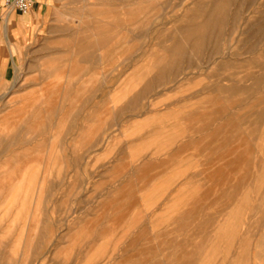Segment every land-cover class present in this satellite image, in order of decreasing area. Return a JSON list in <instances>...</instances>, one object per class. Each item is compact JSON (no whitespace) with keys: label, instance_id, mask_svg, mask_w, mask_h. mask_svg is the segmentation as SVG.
<instances>
[{"label":"rangeland","instance_id":"1","mask_svg":"<svg viewBox=\"0 0 264 264\" xmlns=\"http://www.w3.org/2000/svg\"><path fill=\"white\" fill-rule=\"evenodd\" d=\"M46 17L0 67V264H264V0Z\"/></svg>","mask_w":264,"mask_h":264},{"label":"crops","instance_id":"2","mask_svg":"<svg viewBox=\"0 0 264 264\" xmlns=\"http://www.w3.org/2000/svg\"><path fill=\"white\" fill-rule=\"evenodd\" d=\"M52 0H34L31 8L20 13L0 0V67L14 60L17 52L47 28L46 15Z\"/></svg>","mask_w":264,"mask_h":264},{"label":"bare ground","instance_id":"3","mask_svg":"<svg viewBox=\"0 0 264 264\" xmlns=\"http://www.w3.org/2000/svg\"><path fill=\"white\" fill-rule=\"evenodd\" d=\"M150 3H151V2H150ZM215 19H216V18H215ZM185 28H186V27H185ZM180 32H181V31H180ZM91 34H92V33H91ZM208 38H209V37H208ZM137 48H138V47H137ZM121 50H122V49H121ZM106 53H107V52H106ZM166 53H167V52H166ZM131 56H132V55H131ZM217 67H218V66H217ZM167 71H168V70H167ZM175 71H176V70H175ZM18 81H19V80H18ZM149 83H150V82H149ZM17 84H18V83H17ZM64 88H65V87H64ZM62 95H63V94H62ZM4 96H5V95H4ZM56 96H57V95H56ZM5 98H6V97H5ZM2 99H3V97H2ZM40 99H41V98H40ZM46 100H47V99H46ZM45 102H46V101H45ZM37 103H38V102H37ZM47 103H49V102H47ZM43 105H44V104H43ZM45 105H46V104H45ZM30 106H31V105H30ZM41 107H42V106H41ZM44 107H45V106H44ZM65 107H66V106H65ZM29 108H30V107H29ZM40 109H41V108H40ZM237 109H238V108H237ZM31 110H32V109H31ZM31 110H30V111H31ZM28 111H29V110H28ZM12 113H13V112H12ZM12 113H11V114H12ZM27 113H28V112H27ZM12 118H14V116H13ZM0 119H1V118H0ZM6 119H7V117H6ZM9 122H10V121H9ZM19 122H20V121H19ZM19 122H18V124H19ZM9 125H10V124H9ZM1 126H2V124H1ZM15 126H16V125H15ZM2 127H3V126H2ZM10 128H11V126H10ZM12 128H13V127H12ZM4 130H5V128H4ZM7 131H8V130H7ZM9 131H12V130H9ZM239 131H240V130H239ZM238 135H239V134H238ZM4 137H5V136H4ZM117 137H118V136H117ZM241 137H242V136H241ZM17 138H18V137H17ZM51 138H52V137H51ZM53 138H54V137H53ZM243 138H245V137H243ZM2 139H3V138H2ZM240 140H241V139H240ZM238 141H239V140H238ZM263 141H264V140H263ZM243 142H246V140H243ZM243 142L240 141V143H243ZM16 144H17V143H16ZM14 145H15V144H14ZM239 145H240V144H239ZM245 145H246V144H245ZM28 146H29V145H28ZM244 147H245V146H244ZM244 147H242V145L239 146L238 151H237V157H238V159H240V161L245 162V164H244V163H242V164H244V166L246 165V168H247V164H246V162L248 163V159L251 158V156L249 155V154H250V152H249V148H250V147H249V148H247V147L244 148ZM32 149H33V148H32ZM236 149H237V148H236ZM49 152H50V151H49ZM50 153H51V152H50ZM50 153H49V154H50ZM13 154H14V153H13ZM13 154H12V155H13ZM20 155H21V154H19L18 157H20ZM51 155H52V154H51ZM232 155H233V154H232ZM260 155H261V153H260ZM249 156H250V158H249ZM0 157H1V156H0ZM13 158H14V157H13ZM13 158H11L10 161L13 160ZM48 158H49V157H48ZM15 159H16V158H14V160H15ZM49 159H50V158H49ZM6 160H8V159H6ZM41 162H42V161H41ZM229 162H230V161H229ZM238 162H239V161H238ZM249 162H250V161H249ZM6 163H7V162H6ZM29 163H30V162H29ZM47 163H48V162H47ZM224 163H225V162H224ZM226 163H227V162H226ZM233 163H234V162H233ZM33 164H34V163H33ZM33 164L30 165V168H31V166H32ZM228 164H230V163H227V165H228ZM238 164H240V163H238ZM249 164H250V163H249ZM10 165H11V164H10ZM224 165L226 166V164H224ZM258 165H260V164H258ZM40 166H41V165H39V167H38L39 170H40ZM48 166H49V165H48ZM244 166H243V167H244ZM250 166H251V165H249V167H250ZM260 166H261V165H260ZM25 167H26V166H25ZM27 167H28V166H27ZM226 167H227V166H226ZM243 167H240V168H243ZM249 167H248V168H249ZM38 168H37V169H38ZM46 168H47V165H46ZM240 168H236V167H234V169H240ZM32 169H33V168H32ZM37 169H36V170H37ZM232 169H233V168H232ZM250 169H251V168H250ZM36 170H35V171H36ZM47 170H48V168H47ZM263 170H264V169H263ZM21 171H22V170H21ZM27 171H28V172H27ZM29 171H30V170L28 169V170H26V171H24V172L29 173V176H30V172H29ZM33 171H34V169H33ZM235 171H237V170H235ZM242 171H243V170H242ZM248 171H249V170H248ZM248 171H247V172H248ZM31 172H32V171H31ZM37 172H38V170H37ZM249 172H251V171H249ZM2 174H3V173H2ZM20 174H24V173H20ZM236 174H238V173H236ZM250 174H251V173H250ZM24 176H25V175H24ZM245 176H246V175H245ZM245 176L243 175V177H245ZM249 176H250V175L248 174V177H249ZM21 177H22V176H21ZM21 177L18 176V178H20V179H21ZM27 177H28V176H26V178H27ZM248 177H246V180L248 179ZM24 178H25V177H24ZM33 178H35V177H33ZM27 179H28V178H27ZM260 179H261V178H260ZM263 179H264V178H262V180H263ZM18 180H19V179H18ZM18 180L16 181V182H17L16 184L14 183L15 186L18 184V182H19ZM242 180L244 181V178H243ZM258 180H259V179H258ZM25 181H26V180H25ZM25 181H23V183H24ZM259 181H260V180H259ZM240 182H242V181H240ZM244 182H245V181H244ZM21 183H22V182H21ZM6 184H7V183H6ZM27 184H28V183H27ZM238 184H239V183H238ZM241 184H242V183H241ZM247 184H248V183H247ZM247 184H246V185H247ZM3 185H4V184H3ZM11 185H13V184H11ZM14 185H13V186H14ZM22 185H23V184H22ZM30 185H31V184H30ZM242 186H243V185H242ZM16 187H17V186H16ZM19 187H20V185H19ZM21 187H22V186H21ZM26 187H27V186H26ZM29 187H30V186H29ZM244 187H245V186H244ZM9 188H13V187L10 186ZM23 188H24V187H23ZM23 188H21V189H23ZM241 188H242V187H241ZM261 188H262V187H261ZM6 189H7V188H6ZM6 189H4V190H6ZM15 189H16V188H15ZM15 189H14V191H15ZM18 189H19V188H18ZM18 189H17V190H18ZM239 189H240V184H239ZM12 190H13V189H12ZM240 190H241V189H240ZM2 191H3V190H2ZM5 192H6V191H5ZM8 192H10V191H8ZM20 192H21V191H19V193H20ZM22 192H24V191H22ZM22 192H21V193H22ZM6 193H7V192H6ZM11 193H12V192H10V194H11ZM13 193H14V192H13ZM15 193H16V192H15ZM27 193H28V192H27ZM241 193L244 195V193H243L242 191H241ZM12 195H13V194H12ZM239 195H240V191H239ZM6 196H9V194L6 195ZM14 196H15V195H14ZM16 196H17V195H16ZM240 197H241V196H240ZM15 198H16V197H15ZM15 198H14V199H15ZM5 199H6V198H5ZM5 199H4V200H5ZM17 199H18V197L16 198V200H17ZM239 199H240V198H239ZM245 199H246V198H245ZM258 199H259V198H258ZM18 200H19V199H18ZM20 200H21V199H20ZM6 201H7V200H6ZM257 208H258V207H257ZM243 209H244V208H243ZM246 214L248 215V213H246ZM251 214H252V213H251ZM244 216H245V215H244ZM247 218H248V217H247ZM250 218H251V217H250ZM195 219H196V218H195ZM242 219H243V218H242ZM239 220H241V219H239ZM244 220H245V218H244ZM243 224H244V223H243ZM237 225L239 226L240 224L238 223ZM243 226H244V225H243ZM182 228H183V227H182ZM236 228H238V227H236ZM222 231H224V230H222ZM242 231H243V230H242ZM90 232H91V231H90ZM229 232H230V231H229ZM91 233H92V232H91ZM244 242H245V241H244ZM240 244H241V243H240ZM243 244H244V243H243ZM245 245H247V244H245ZM249 248H250V247H249ZM246 249H247V248H246ZM239 250H240V249H239ZM82 252H83V251H82ZM239 252H240V251H239ZM245 252H247V251H245ZM239 258H240V257H239Z\"/></svg>","mask_w":264,"mask_h":264},{"label":"built area","instance_id":"4","mask_svg":"<svg viewBox=\"0 0 264 264\" xmlns=\"http://www.w3.org/2000/svg\"><path fill=\"white\" fill-rule=\"evenodd\" d=\"M6 7L20 13L27 12L34 3V0H3Z\"/></svg>","mask_w":264,"mask_h":264}]
</instances>
